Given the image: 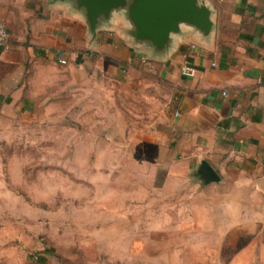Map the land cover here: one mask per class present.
Here are the masks:
<instances>
[{
	"label": "crops",
	"instance_id": "obj_1",
	"mask_svg": "<svg viewBox=\"0 0 264 264\" xmlns=\"http://www.w3.org/2000/svg\"><path fill=\"white\" fill-rule=\"evenodd\" d=\"M202 1L211 34L184 27L159 54L123 13L93 36L70 1L0 0V125L89 124L106 110L119 143L103 153L142 158L141 203L182 223L167 231L182 264H264V0Z\"/></svg>",
	"mask_w": 264,
	"mask_h": 264
},
{
	"label": "rangeland",
	"instance_id": "obj_2",
	"mask_svg": "<svg viewBox=\"0 0 264 264\" xmlns=\"http://www.w3.org/2000/svg\"><path fill=\"white\" fill-rule=\"evenodd\" d=\"M105 111L89 124L0 125V264H182L167 237L182 223L141 203L142 158L104 155L119 143L106 141Z\"/></svg>",
	"mask_w": 264,
	"mask_h": 264
},
{
	"label": "water",
	"instance_id": "obj_3",
	"mask_svg": "<svg viewBox=\"0 0 264 264\" xmlns=\"http://www.w3.org/2000/svg\"><path fill=\"white\" fill-rule=\"evenodd\" d=\"M70 1L82 12L93 36L109 25L114 14L123 13L129 22L130 37L164 54L173 36L184 27L208 37L213 28L212 12L202 0H60ZM204 180H206L204 178Z\"/></svg>",
	"mask_w": 264,
	"mask_h": 264
},
{
	"label": "built area",
	"instance_id": "obj_4",
	"mask_svg": "<svg viewBox=\"0 0 264 264\" xmlns=\"http://www.w3.org/2000/svg\"><path fill=\"white\" fill-rule=\"evenodd\" d=\"M11 46L10 34L4 23H0V47L8 50ZM62 64H66L65 60L61 61ZM181 74L187 78H195L197 70L189 65H183L181 68Z\"/></svg>",
	"mask_w": 264,
	"mask_h": 264
}]
</instances>
